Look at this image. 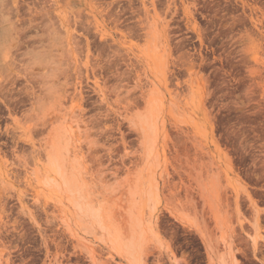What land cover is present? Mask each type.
Segmentation results:
<instances>
[{
	"label": "rangeland",
	"instance_id": "374dc122",
	"mask_svg": "<svg viewBox=\"0 0 264 264\" xmlns=\"http://www.w3.org/2000/svg\"><path fill=\"white\" fill-rule=\"evenodd\" d=\"M0 264H264V0H0Z\"/></svg>",
	"mask_w": 264,
	"mask_h": 264
},
{
	"label": "bare ground",
	"instance_id": "6f19581e",
	"mask_svg": "<svg viewBox=\"0 0 264 264\" xmlns=\"http://www.w3.org/2000/svg\"><path fill=\"white\" fill-rule=\"evenodd\" d=\"M130 230V229H129ZM121 233V232H120ZM128 242H126V243H128L127 244V246L129 247V249L131 248V247H134L135 246V234H134V232H133V230L131 229V231H130V236H128ZM127 241V240H126ZM127 251H129V252H132V251H130V250H127ZM135 257H137L136 255H135Z\"/></svg>",
	"mask_w": 264,
	"mask_h": 264
}]
</instances>
